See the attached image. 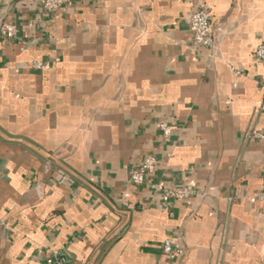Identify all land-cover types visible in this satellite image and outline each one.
I'll use <instances>...</instances> for the list:
<instances>
[{"label": "crops", "instance_id": "0c3cea01", "mask_svg": "<svg viewBox=\"0 0 264 264\" xmlns=\"http://www.w3.org/2000/svg\"><path fill=\"white\" fill-rule=\"evenodd\" d=\"M258 47L264 0H0V264H264Z\"/></svg>", "mask_w": 264, "mask_h": 264}, {"label": "built area", "instance_id": "2783aa9c", "mask_svg": "<svg viewBox=\"0 0 264 264\" xmlns=\"http://www.w3.org/2000/svg\"><path fill=\"white\" fill-rule=\"evenodd\" d=\"M70 0H43V10L46 13H54L59 8L67 4ZM6 37L11 39L14 36L15 28L9 24L1 26ZM188 30L191 35L194 47L210 50L214 43V29L210 24V15L202 7L197 8L190 16L188 22ZM259 59L264 58V48L258 47L255 52ZM36 69H42L40 63L34 65ZM164 137L170 135V130L165 124L158 125ZM158 168V162L152 156H146L142 160L138 169L131 173L130 181L134 186L144 184L146 177L155 173ZM162 195L169 200L183 201L190 197L193 193L191 188L181 189H162ZM264 200V193L261 197ZM163 252L171 259H176L180 255V250L175 247L173 240H166L163 243ZM68 259L64 255L55 253L51 264H67Z\"/></svg>", "mask_w": 264, "mask_h": 264}]
</instances>
